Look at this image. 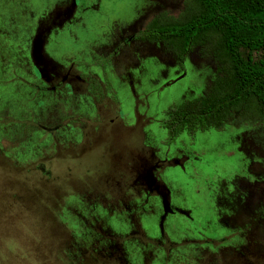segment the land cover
I'll return each instance as SVG.
<instances>
[{
  "label": "rangeland",
  "instance_id": "obj_1",
  "mask_svg": "<svg viewBox=\"0 0 264 264\" xmlns=\"http://www.w3.org/2000/svg\"><path fill=\"white\" fill-rule=\"evenodd\" d=\"M200 9L198 0H0V264H264V115L251 102L173 143L163 124L169 107L214 95L234 76L216 30L184 68L173 38L124 44L107 63L115 88L106 99L122 111L126 140L88 157L90 176L57 164L63 179L40 186L26 172L44 158L70 164L74 151L50 152L44 125L83 114L32 85L34 69L76 60L87 69L83 61L106 57L123 36ZM79 88L77 107L90 103ZM68 121L57 139L71 149Z\"/></svg>",
  "mask_w": 264,
  "mask_h": 264
},
{
  "label": "trees",
  "instance_id": "obj_2",
  "mask_svg": "<svg viewBox=\"0 0 264 264\" xmlns=\"http://www.w3.org/2000/svg\"><path fill=\"white\" fill-rule=\"evenodd\" d=\"M201 9L182 23L148 26L145 34L181 43L180 65L192 46L207 31L216 30L234 70L218 92L185 100L168 108L164 126L169 140L188 130L220 127L249 104L264 115V0H198ZM234 79V81H233ZM247 105V106H246Z\"/></svg>",
  "mask_w": 264,
  "mask_h": 264
},
{
  "label": "flooded vegetation",
  "instance_id": "obj_3",
  "mask_svg": "<svg viewBox=\"0 0 264 264\" xmlns=\"http://www.w3.org/2000/svg\"><path fill=\"white\" fill-rule=\"evenodd\" d=\"M147 28L148 27L141 28L138 31H135L126 39H124L125 37L123 36L124 38L122 37V42L114 46L113 49H111L113 51H110L111 53L106 57L97 59L93 63H90V61H83V65L90 66L87 69H80V61L77 60L75 62L73 61L71 65L66 68H52L49 66L34 69V76L37 77L39 83H32V85L37 87L40 91H52V93H55V99L58 100L57 102L59 104L60 101L63 102L66 99L65 101H69V103L72 105L71 108L73 109V113L74 110L76 111L77 108H79L84 114L79 115V113L76 112V115L72 114L68 116V118H65V121L61 119L62 121L59 120L60 122L55 125H44L46 129L45 132L49 133L55 138L54 143L52 142L51 144L48 142L47 144L50 152H53L54 147L58 146L60 148V152L56 153L57 155L62 156L63 152L71 153L74 151V153H71L73 155H71L72 161L70 164H67L64 158L55 159L53 162L52 157L49 159L44 158V160L32 166L30 165L26 169V172L33 171L38 175V179L35 181L37 185L44 186V181H57L59 179H63L62 175L57 176L54 174L52 167L57 164L67 167L66 169L71 172L75 170L74 174H76V172L81 169H84L83 171H85V175L90 176V174H95L93 168L96 167V163H94L95 165L91 166L90 168H87L85 167L86 159L90 157V162L102 159L101 157L97 156L103 144L105 146L108 145L110 149L113 144L115 145L126 140V135L124 134H126L127 131H125L124 124H122L119 119L122 111L119 109V107H112L111 102H108L106 99L115 88L114 83H112V79L107 74V63H109L112 60V57L117 55L118 52L123 48V45L128 42L131 43L138 38L149 40L152 39L154 41L155 39H160L154 36H149L148 33L144 35V33L147 31ZM184 66L185 65L183 63V66L181 67L184 68ZM97 69L100 71V73L97 71ZM80 83L84 86L85 90L82 91L83 93L81 95L84 96L85 100L87 102L89 101L90 103L88 102L89 104H86L85 106L81 105L77 107L76 104L79 102L78 95L81 93L79 88ZM73 103H75V105ZM57 107L61 108V105H58ZM113 113L114 115H112ZM66 120H69L68 122L73 123L76 129L75 132L78 136L73 138L76 145L71 149L68 147L67 142L65 143L62 141V137L57 139L58 133L67 124ZM82 127L84 130H80L83 129ZM74 134L75 133H72V136ZM60 135L63 136V134ZM82 144H86L87 147H82ZM77 146L79 147L77 148ZM119 148L121 149V147ZM2 151L4 152V150L0 148V153H2Z\"/></svg>",
  "mask_w": 264,
  "mask_h": 264
}]
</instances>
